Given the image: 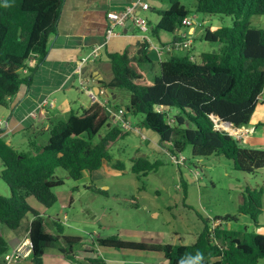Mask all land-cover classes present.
<instances>
[{"label": "trees", "instance_id": "16d2710c", "mask_svg": "<svg viewBox=\"0 0 264 264\" xmlns=\"http://www.w3.org/2000/svg\"><path fill=\"white\" fill-rule=\"evenodd\" d=\"M63 2L0 0V107L8 104L22 85L32 84L35 71L46 58L49 37L56 33ZM156 11L159 20L150 33L156 39L161 33L175 34L171 41L162 42L169 47L179 39L181 21L191 12L180 0H169L167 8ZM195 11L233 17L232 26L204 29V41L221 44L216 51L192 57L188 53L191 46L174 50L187 53L172 54L162 60L159 74L149 82L141 66L152 63L150 44L142 40L135 47L106 54L112 77L101 83L106 89L118 87L129 91L125 117L141 114V125L158 136L161 146L172 157H184V148L190 146L196 158L222 154L231 160L235 170L253 174L264 168V147L241 146L238 139L215 124L228 122L236 129L247 126L264 91V27L253 28L249 23L250 16L264 15V0H196ZM108 107V101L104 105L93 101L90 106L71 112L66 119L52 122L46 142L27 152L12 146L1 136L0 129L3 167L0 178L11 193L10 197L0 195V223L17 230L27 213L32 214L27 226L31 244L27 257L32 264H42L45 256L73 263L108 264L91 247H84V254L77 253L82 239L64 235L58 218L52 220L57 233L48 232V222L26 202L29 196L44 207L56 202L54 188L63 184V179L55 176L57 168L64 169L74 180L92 175L104 161L114 169H121L119 161L112 158L109 144L128 135L129 130L113 118L114 124L108 122ZM119 109L117 106L115 111ZM39 114L35 117L37 121L42 116ZM258 125L264 127V121ZM105 126V134L94 141ZM131 163L132 172L138 176H145L161 165L160 161L143 156L131 158ZM246 190L248 198L243 197L240 210L252 209L250 215L257 225L261 199L252 196L249 188ZM232 217L230 214L215 217L212 222L220 220L219 226H209L204 220L203 230L190 244H153L122 240L116 235L98 237L94 244L110 250L160 253L167 264H258L264 259V234L248 232L246 228L238 231L224 228L222 221ZM48 249L56 252L48 254ZM7 250V242L0 234L2 264ZM79 256L81 259L77 260Z\"/></svg>", "mask_w": 264, "mask_h": 264}, {"label": "rangeland", "instance_id": "374dc122", "mask_svg": "<svg viewBox=\"0 0 264 264\" xmlns=\"http://www.w3.org/2000/svg\"><path fill=\"white\" fill-rule=\"evenodd\" d=\"M180 3L191 12L190 16L195 17L200 25L196 29L195 36L192 37V50L215 51L218 44L204 41V29H214L215 26H232L233 17L196 12V0H180ZM203 19L206 20L204 24H202ZM249 23L253 28H263L264 15L250 16ZM186 53L182 52V54ZM156 63L153 61L152 64L141 66L149 82H152L154 75L158 74L157 67L156 70L154 69ZM154 71H156L155 74ZM116 92L117 98L111 97V106L108 107L110 124H114L112 112H116V107L119 105H127L129 99L128 90L121 88ZM70 95L76 102L84 101L86 104L89 102L85 88L79 84L74 86ZM98 101L104 102L99 99ZM73 107L75 109L77 103H73ZM8 108V104L0 107V119L3 117L0 127H3L7 112L10 113ZM54 117L57 118V116ZM141 118V114L132 115L130 118L132 130L128 129L129 134L109 144L112 158L121 163V170H116L108 162H103L91 177L85 174L81 180H74L64 169L57 168L55 176L61 177L63 184L54 188L57 200L53 205L44 207L34 197L26 198L27 204L37 210L48 222L46 226L48 232L57 233L52 220L58 218L63 226L64 235L78 236L82 239L83 245L76 249L79 254H84L82 250L84 247H96L94 242L98 237L112 235L122 240L153 244H173L174 242L188 244L186 241L194 238L203 230L204 220H207L211 226L215 217L226 214L233 217L232 220L222 221L224 228L236 231L246 228L248 232L264 234V168L253 174L238 171L233 168L231 160L222 154L196 158L191 154L190 146H186L182 152L186 158L185 161H183V156L172 157L170 151L166 148L163 150L158 142L149 148L144 147L147 141H145L146 138H142V132L146 134L149 132L140 126ZM118 125L120 126L119 123ZM136 127L139 128V132L134 130ZM259 129L264 131V127H259ZM106 130V126L103 127L94 141L97 142L99 136L105 134ZM237 132L238 130L230 131L235 138L239 137ZM11 133L7 139L12 146H18L21 152L29 151V143L33 139L23 143L25 136L22 133ZM239 145L250 146L241 140ZM152 147L158 152L163 151L160 154L155 153ZM144 151L147 152L143 154L144 156L157 155L153 159L160 161L161 165L145 176H138L131 170V158L141 155ZM1 170L0 160V172ZM247 188L252 196L258 195L261 199V208L257 215L259 225H256L251 218L252 209L248 207L240 210L243 197L248 195ZM10 194L8 186L0 178V195L10 197ZM31 218L32 214L27 213L17 230H11L0 223V234L8 240L9 245L20 240L28 242L25 229ZM218 224L220 225V220L214 222V226H219ZM176 236L181 237L180 241L175 240ZM104 250L100 251L101 255L108 258L110 264H143L140 262L142 258L146 259L147 264H162L157 260V255L160 254L156 253ZM8 264H32V262L28 257L14 258ZM42 264L82 263L44 257ZM258 264H264V259H260Z\"/></svg>", "mask_w": 264, "mask_h": 264}, {"label": "crops", "instance_id": "0c3cea01", "mask_svg": "<svg viewBox=\"0 0 264 264\" xmlns=\"http://www.w3.org/2000/svg\"><path fill=\"white\" fill-rule=\"evenodd\" d=\"M145 1H147L149 4L148 9L141 10L139 6L135 7V9L136 13L139 12V14L147 20L149 27V32L147 34L149 39L147 41L150 44L149 57L152 62H157L156 66H154V69L156 70L157 67L159 74V63L162 60L166 59L172 54L181 55L182 52L186 51L176 52L170 46L164 47L162 45V42L167 43L174 39L175 34L161 33L159 35V39H156L150 33V28H152L159 20V15L156 10L160 8H167L169 6V0ZM134 2L135 0H64L57 23L56 33L50 35L49 37L46 58L42 63H40L37 70L35 71L32 84L29 87L22 85L20 90L14 96L9 98L8 109L10 110V113L7 112L6 118L3 122V127H0L2 130L1 136L7 139V136L11 132V134L17 132L22 133L25 136L23 143L33 139V141L29 143L30 149L33 147H38L41 143L46 142L48 137L47 130L49 129V126L52 122L60 119H66L71 112H78L80 108H86L93 102L90 97L88 104H86L84 101L76 102V100L71 98L72 96L70 95V92L72 89H74L76 84H81L82 87L92 89L95 93H97V99L99 100H103L105 98L103 95H100L98 91L99 89L104 88V85H102L101 82L109 81L112 77L106 54L109 52H122L129 46H137L143 40L140 37V30L138 27H135L132 24L128 26H115L113 33L108 37L106 34V13L111 10H122L126 6L134 4ZM205 22L206 20L203 19L202 24ZM198 26L200 25H198L197 19L194 17V23L191 27L188 28L186 26H182L179 31L183 32L187 30L188 32H191L192 37H194ZM218 27L220 26H215L213 28L216 29ZM192 44L190 50L188 51L190 56L198 57L202 52H204L199 50L193 51ZM217 44V47H215L216 50L221 45L220 43ZM93 50L97 51L98 56L96 60L89 61L84 65V67H82V80L80 83L79 76L76 75L77 64L81 58L88 56ZM155 73L156 71H154V74ZM119 89L121 88L115 87L106 89L107 95L109 96L107 98L109 106H111L110 98L112 97L116 99V91ZM97 102L100 101L97 100ZM73 103H77V107L75 109L73 107ZM119 107L124 108L125 106L122 104L121 106L119 105ZM37 112L42 115L41 116L39 114L41 116H39V121L35 119ZM54 116H57V118ZM262 117L264 118V91L258 99V103L249 122L250 125L237 128L239 137L236 138L238 141L241 140L244 143L250 144L252 147L256 144H258V146H264V131L259 129V127L263 126L258 125L259 122L264 121V119H261ZM126 118L130 121L131 115H128ZM2 119L3 117H1L0 121H2ZM140 126L143 127L141 124ZM130 128L132 130L131 125ZM144 129L149 132V134L142 132V138H146L145 141H147L145 142L146 145L144 144V147L146 146L149 148L153 146L155 142H158L159 146H161L158 136L151 130L146 128ZM134 130L139 132L138 127L134 128ZM15 148L18 149V146ZM161 148L163 149L162 146ZM153 150L155 153L158 152L155 148H153ZM162 151L160 150L158 154L162 153ZM144 153L147 152L144 151L139 156L147 157L151 160H157L153 159V157H156L157 155L149 157L147 155L144 156ZM117 165L122 169L120 162H118ZM110 166L114 168L111 164ZM89 176L91 177L92 175ZM154 214L156 215V213ZM25 230V237L27 238V227ZM197 235L186 242L188 244L193 243L196 240ZM180 238V236H176L175 240L180 241ZM9 240H12L11 237H9ZM21 241L22 240L9 245L8 240H6L8 245L7 253L11 252L19 244H21L23 242ZM104 249L105 248L96 246L93 248V251H95L97 255L103 257L107 263L110 264L108 258L101 255L100 251ZM47 252L48 254L55 253L56 250L48 249ZM160 255H157V260L162 264H167V261L162 257L163 255ZM45 257L58 258L51 256ZM80 259L81 257L79 256L77 260ZM140 262L147 264L145 258H142Z\"/></svg>", "mask_w": 264, "mask_h": 264}, {"label": "built area", "instance_id": "2783aa9c", "mask_svg": "<svg viewBox=\"0 0 264 264\" xmlns=\"http://www.w3.org/2000/svg\"><path fill=\"white\" fill-rule=\"evenodd\" d=\"M139 6L141 10H146L149 8V4L145 0H135L134 4H131L129 6H126L122 10H111L106 13L107 17V28H106V34L109 37L113 33V29L115 26H124L126 25V22L130 20L131 24L135 27H138L140 30V37L143 40H148V32H149V27L147 24V20L141 16L138 13H136L135 7ZM194 23V17L193 16H186L182 19L181 25L186 26V27H191ZM192 33L186 31H179V39L175 40L170 47L173 50H186L188 49L191 44H192ZM148 42V41H147ZM98 56V53L96 50H93L88 56L81 58L77 64V74L80 79V83L82 80L81 72H82V67L88 62V60H93L96 59ZM84 79V78H83ZM87 94L89 95L90 99L92 101H97V93H95L92 89L84 87ZM98 93L100 95H103L105 98L103 99V103L101 104H106L108 101V95L106 92V89L101 88L99 89ZM108 110V108H107ZM160 110V108H158ZM124 108L119 109L116 113H113V119L117 120L122 128L125 129H130V122L127 120L125 117L124 113ZM217 128L221 127L222 129L224 128L222 124H215ZM214 225V224H213ZM31 252V244L30 242H25L23 241L21 244H19L14 250H12L9 253H6L4 255V260L5 264L11 263L14 258H26L29 253Z\"/></svg>", "mask_w": 264, "mask_h": 264}, {"label": "water", "instance_id": "95a60500", "mask_svg": "<svg viewBox=\"0 0 264 264\" xmlns=\"http://www.w3.org/2000/svg\"><path fill=\"white\" fill-rule=\"evenodd\" d=\"M126 25L128 26V25H131V22H130V20H128L127 22H126ZM133 27V26H132ZM222 126H225L226 128H225V130L228 132V133H230V129L229 128H232L233 130H237L235 127H233L230 123H228V122H223L222 123ZM231 134V133H230ZM234 136V135H233Z\"/></svg>", "mask_w": 264, "mask_h": 264}, {"label": "clouds", "instance_id": "9594fccd", "mask_svg": "<svg viewBox=\"0 0 264 264\" xmlns=\"http://www.w3.org/2000/svg\"><path fill=\"white\" fill-rule=\"evenodd\" d=\"M223 127H224L223 129L225 130L226 127H225V126H223ZM26 258H27V257H26Z\"/></svg>", "mask_w": 264, "mask_h": 264}, {"label": "bare ground", "instance_id": "6f19581e", "mask_svg": "<svg viewBox=\"0 0 264 264\" xmlns=\"http://www.w3.org/2000/svg\"><path fill=\"white\" fill-rule=\"evenodd\" d=\"M229 129H231L232 131H234L232 128H229Z\"/></svg>", "mask_w": 264, "mask_h": 264}]
</instances>
